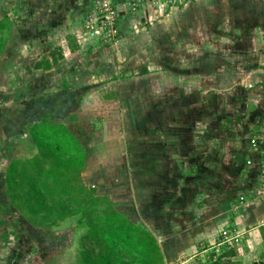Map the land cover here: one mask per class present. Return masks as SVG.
Returning <instances> with one entry per match:
<instances>
[{"label": "rangeland", "instance_id": "obj_1", "mask_svg": "<svg viewBox=\"0 0 264 264\" xmlns=\"http://www.w3.org/2000/svg\"><path fill=\"white\" fill-rule=\"evenodd\" d=\"M5 1L0 0V21L4 23L0 51L10 43L7 49L11 52L0 56V264H209L215 244L222 243L221 256L231 246L236 249L235 240H240L233 237L238 232L236 218L245 208L264 201L259 169L248 171L252 158H259L264 148V0H178L164 8V14L143 9L135 14L136 22L120 26L119 20L111 41L84 29L85 10L80 4L87 0H22L25 9L19 23L7 21L17 12L16 1L7 0L13 2L9 6ZM166 15L167 23H160ZM50 17L59 20L51 24ZM15 32L22 37H15ZM141 33L150 39L139 41ZM74 41L79 50L69 55ZM58 46L68 56L65 63L50 72L32 69ZM144 47L150 51L143 55L138 48ZM240 52L247 53L248 69L259 66L250 74L226 72L233 87L241 86V78L250 75L242 101L238 102L239 94L233 95L234 103L226 108L217 97L223 108L203 106V120L196 126L197 132L220 134L216 140L226 144L223 148L233 158L227 172L215 167L221 175L227 174L226 181H215L206 191L209 195L226 193L207 202L225 203L227 216L216 233V243L203 242L187 250L164 248L178 239L175 218L164 214L177 208L178 202L159 200L160 186L152 189L150 199L144 192L150 191L149 186L137 183L138 176L136 181L125 178L117 168L128 160L142 159V135L134 130L137 123L132 119H140L146 105L153 111L160 108L156 101L145 104L151 94L157 103L177 96L175 86L189 94L198 90L200 96L219 95L226 74L193 75L185 73L186 67L198 60L203 69L206 63L225 64L230 57L224 59V54L233 55L231 68L238 67ZM81 84L88 88L80 90ZM119 94L121 103L115 100ZM237 116L243 119L235 122ZM139 122L141 129L142 120ZM74 142L82 153H75ZM243 150L245 166L241 167L236 152ZM47 151L54 157L42 165V171H50L54 164L56 183L47 185L42 177V192L37 193L26 168L19 164L29 162L26 166L32 173L33 164ZM69 154L75 155L73 162L67 160ZM195 155L202 161L206 156L201 151ZM14 161L19 162L15 169H22L25 176L16 171L9 175L8 167ZM137 169L142 171L135 167L128 171L136 173ZM207 194L192 193L190 201L195 197L200 208ZM37 197L45 207L36 203ZM156 208L163 209L161 215L153 216ZM116 221L132 229L130 232L137 228L147 233H132L140 236L137 245L145 248L142 255L134 246L110 242L100 233L104 225ZM151 237L160 250V260L150 253Z\"/></svg>", "mask_w": 264, "mask_h": 264}, {"label": "crops", "instance_id": "obj_2", "mask_svg": "<svg viewBox=\"0 0 264 264\" xmlns=\"http://www.w3.org/2000/svg\"><path fill=\"white\" fill-rule=\"evenodd\" d=\"M15 1L17 12H13L14 16L8 18L7 21L11 22L12 20H16V22L19 23V21H22L23 19V17H21V13H24L22 11L25 9V5L22 0ZM10 3L12 4L13 2L11 1ZM10 3H8L7 0L5 1V5L7 6L11 5ZM90 3L91 0H87V4H80L83 5V11L85 10L86 12V9L90 5ZM143 9L151 8H142L140 10ZM166 9L164 10V8H161L160 13L162 14L163 12L164 14V11H166ZM140 10L138 12H140ZM138 12H136L135 14L138 15ZM84 15L85 13H83V16ZM130 15L133 14H127L126 11H123L120 19V21H122L120 26H123L125 22L126 24L136 22V15L128 17ZM168 17L169 16L167 15L163 16L160 23H167L169 19ZM50 19H52L51 24H55L59 20L57 17H50ZM140 19L142 21V18ZM0 20H2V18ZM33 23H37L39 25V21L33 20ZM2 24L0 21V27ZM35 30H38V28H36ZM15 33V37H22L19 32ZM6 37L7 40L8 36ZM138 37L139 41L145 39L147 41V39H150L148 38L149 36H147L146 33H141V35H139ZM73 43V48H70L68 51L69 55L74 54L79 50V43L77 41H74ZM9 45L10 43H7L5 44L4 48L1 49V57H5L11 52H9V50L7 49V47H10ZM144 48V50H140V48H138L140 52L143 51V55L146 53V51H150L148 48ZM132 51H134V49ZM48 53L49 52H47L43 57L47 56ZM228 56L230 57V60L226 59ZM231 56L233 55H223V58L227 60V62L225 61V64L206 63L205 69H203L204 66L198 60L196 61L194 66L190 65L186 67L188 70H185L187 71L185 73L200 75L202 72L226 74V72L231 73L239 71L247 74L250 70H259V66H256L255 70L254 68H247V53L243 54L242 52L239 53L241 64L238 67L234 66V68H231ZM67 57L68 56L66 55V53L63 52V58L59 60L56 65H53L49 70L34 69V66L32 67V69L34 71L42 72L53 71L56 67L65 63ZM243 59L246 60L243 61ZM249 76L250 75L246 76L245 79L241 78V86L233 87V84L230 82L231 78H229L227 74L224 75L223 83L221 85L222 92L220 91L219 95L215 93H209L207 96H200L198 90H195V92L191 90V93L189 94L185 93L183 90H180L175 86L177 96L170 95V97L161 98L157 103L158 100L153 98V94L150 93L152 96L145 99V104H151L153 103V101H156L155 105L159 104L160 108L153 111V108H150L149 110V107L146 105V107L144 108L145 112L140 118L142 120L141 123L143 124V127L141 129L139 127L140 119L138 117L134 118L135 120L132 119V122L136 121L137 123V127L134 124L136 127L134 128V130L137 131V133L139 132L138 135H142V139L140 142V144H142L143 146V154L141 155L142 159L128 160L127 163L123 162V165H119L117 166V168L119 171L121 170V174L122 176H125V178L130 177L133 178V181H136L138 176L139 180L136 181L137 183L142 182L144 186H149L150 191L144 192H148V194H150V199H152L153 197L152 189H157V187L160 186L161 196L159 200L165 199L170 203L174 200L178 202L177 208H171L170 211L164 212L165 215H169V217L175 218V222L177 226H179V234L176 235V238L178 239L175 243L171 241L170 243L167 242L164 248L169 246L172 249L187 250L190 248L202 246L203 242L211 244L216 240V233L221 227L220 225L222 224L223 220H225V217L227 216V212L225 210L226 206L225 203L211 204L212 202L209 203L207 201L216 196L224 197L226 193L223 192L220 195H215L213 194L212 190L211 194L213 195H209L206 193V191L208 188L217 183L215 181H226L227 174L223 172V174L221 175L219 169L218 171H216L215 167H222L227 172V170L231 169L233 158H230V151H226V149L223 148L226 147V144L220 143L221 141L216 140V136H220V134H217V132L215 131L197 132L196 126L200 124L201 120H203L202 117L206 111L203 110V106L207 107L208 105L209 107L211 105V107L214 108L213 110L217 108H223L222 105L217 103V97H219L221 101H223L222 103L226 108L229 107V104L232 105V103H234L235 99L233 95L239 94V97L241 99L239 98L238 102L242 101V96L246 94L245 89L247 87H250ZM79 88L80 90H85L88 87L81 84ZM118 96V99L115 98V100L121 103L122 101L120 99V94ZM251 112H253L252 114L255 115V112L257 111L253 110ZM128 113L131 112L128 110ZM208 115L210 114L208 113ZM133 117H135V115ZM239 119L242 120L243 118L238 116L233 118L235 122H238ZM206 137L207 140L205 141L204 139ZM242 137L246 138V135L244 134ZM208 143L209 145H207ZM199 151L205 153L206 155L203 161L200 160L197 155H195L199 154ZM236 153L241 157V167H244L245 165L242 157L244 150L237 151ZM188 155H190L191 157H188ZM131 157L133 158L134 155ZM252 160L253 164L248 170L250 173H252L251 171L253 170L256 171L257 168L259 169L257 161L258 158L254 157L252 158ZM218 161L220 165H216L215 162ZM136 164L137 166H135ZM133 167H135V170L136 168H142V171H139V169H137L136 173H130L128 169ZM139 176L142 177L139 178ZM192 193H199L200 195H202L203 193L207 194L206 196H203L202 201H204L205 203L202 204V207L198 208L195 205V197H193L190 201L189 196H191ZM173 196H175V198H173ZM220 200L224 201L225 199H219L218 201ZM161 211H163V209H160L159 211L156 208L153 212V216H157L158 213H160L161 215ZM243 213L244 214H241L239 218H236V227L238 229V232H235V236L232 234L233 237H236V239L238 237L240 238V240H235L236 242H238L236 249L234 248V246H231L232 250L230 252H227L224 256H220L218 252L221 250L223 245L221 242L220 244H215L213 248H211L212 250L210 249L213 252H211V257H209V264L215 263L216 260L219 263L220 261H225L227 264H264V201L263 203L261 202L259 204H256L253 208H245L243 210ZM164 241H166V239H164ZM203 252H205V250ZM185 262H182L181 264H184Z\"/></svg>", "mask_w": 264, "mask_h": 264}, {"label": "trees", "instance_id": "obj_3", "mask_svg": "<svg viewBox=\"0 0 264 264\" xmlns=\"http://www.w3.org/2000/svg\"><path fill=\"white\" fill-rule=\"evenodd\" d=\"M73 47H71L72 49ZM63 58V50L62 48L60 47H55L53 48L47 56L41 58L38 62H36L34 64V69H42V70H49L53 65H56L57 62L59 60H61ZM73 139V138H72ZM74 140V139H73ZM75 143V153L77 154H80L81 152V149L80 147L78 146V144L76 142ZM58 149L59 147L56 146ZM82 153V152H81ZM53 154L50 153V152H45L42 154V158L40 160V162H35L34 165V169L32 170V173H30V168L27 167L26 165H30V163H22V164H19L20 166L22 165L23 168H26L27 172L29 173V177L31 178V183L33 184H37V186H32L33 184L30 183L31 187H33L37 193H41L42 192V188L40 186L39 188V185H41L42 181H41V178L43 177V179L47 182V185L49 183H56L55 180H56V172L54 171L55 170V165H50V168L51 170L50 171H47V172H43L42 171V165L43 164H46L48 163V161H51L52 158H53ZM75 155H71L69 154L68 156V159L69 161H72V159H74ZM71 159V160H70ZM73 162V161H72ZM19 162H12L9 167H8V170H9V175L10 174H13L15 173L14 171H16V174L18 173H22V169L19 168V170H16L15 169V166L18 164ZM25 166V167H24ZM18 171V172H17ZM23 174V173H22ZM26 173L23 174V176H25ZM21 176V175H20ZM62 197V196H61ZM91 200L97 202L98 200H100V198H91ZM36 203H41V205L43 207H45L44 205V201L43 199H40V197H37L36 198ZM120 224H117V221L114 222V223H108L106 225H104L102 227V229H100V233L104 234V237L109 239L110 242L112 241H116V243L118 245H128V246H131L134 248L137 249L138 253L140 255H142L143 252H145V248H141V247H138V241H139V238H138V235L137 236H134L132 235L133 232L137 233H143L144 231H141L140 229L138 230L137 228H133L130 224H128L131 228H133V232H130L132 229H127L123 226H118ZM145 234H147L146 232H144ZM115 238V239H114ZM149 247H151L150 249V253L151 254H154L155 255V258H157L158 260L161 259V254H160V250L158 248V245L156 244V241L155 239H153L152 237L149 238ZM221 256V255H220ZM225 264H227L226 262H224ZM213 264H220L219 262H217V260L215 261V263Z\"/></svg>", "mask_w": 264, "mask_h": 264}, {"label": "built area", "instance_id": "obj_4", "mask_svg": "<svg viewBox=\"0 0 264 264\" xmlns=\"http://www.w3.org/2000/svg\"><path fill=\"white\" fill-rule=\"evenodd\" d=\"M178 0H91L86 9L83 26L86 32L99 39L113 40L117 35L118 22L123 11L135 14L142 8H151L153 13L173 5ZM264 140V139H263ZM258 158L259 174L264 182V148ZM250 164V161L246 162Z\"/></svg>", "mask_w": 264, "mask_h": 264}]
</instances>
